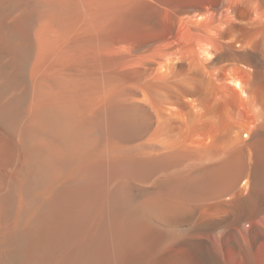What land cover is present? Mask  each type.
Segmentation results:
<instances>
[{
    "label": "bare ground",
    "instance_id": "obj_1",
    "mask_svg": "<svg viewBox=\"0 0 264 264\" xmlns=\"http://www.w3.org/2000/svg\"><path fill=\"white\" fill-rule=\"evenodd\" d=\"M0 264H264V0H0Z\"/></svg>",
    "mask_w": 264,
    "mask_h": 264
}]
</instances>
